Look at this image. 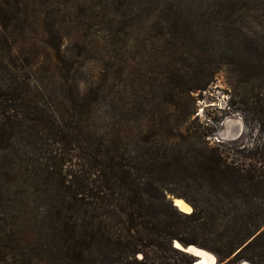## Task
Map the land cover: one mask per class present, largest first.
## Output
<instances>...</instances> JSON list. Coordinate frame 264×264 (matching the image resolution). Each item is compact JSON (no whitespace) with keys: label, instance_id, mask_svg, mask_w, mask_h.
I'll list each match as a JSON object with an SVG mask.
<instances>
[{"label":"trees","instance_id":"obj_1","mask_svg":"<svg viewBox=\"0 0 264 264\" xmlns=\"http://www.w3.org/2000/svg\"><path fill=\"white\" fill-rule=\"evenodd\" d=\"M35 1L0 0V264H196L174 243L216 264H264V0ZM73 12L104 19L111 45L125 48L135 32L157 44L164 63L147 74L159 100L129 108L164 114L146 133L96 130L88 102L72 92L52 101L11 63L7 33L28 14L57 48L59 21ZM221 67L237 78L244 123L262 135L241 149L210 145L208 124L193 125L181 102Z\"/></svg>","mask_w":264,"mask_h":264},{"label":"rangeland","instance_id":"obj_2","mask_svg":"<svg viewBox=\"0 0 264 264\" xmlns=\"http://www.w3.org/2000/svg\"><path fill=\"white\" fill-rule=\"evenodd\" d=\"M42 1H35V4L38 6ZM66 4L70 8L73 5L72 2ZM72 9L78 11L77 6ZM84 13L89 15L91 10L87 8ZM72 14L71 21H67V17L62 23L59 21L61 34L57 48L43 43L50 36L42 32L41 26H36L39 15L28 14L13 32L7 33L15 41L11 63L33 75L52 95V101L64 102L66 95L72 92L71 99L77 103L88 102L96 130L128 135L129 138L146 133L151 118L162 120L164 114H152L145 106L143 110L129 108L140 102L155 105L159 100L158 81L153 80L156 74H147V70L158 71L164 63L158 58L157 44L152 37L146 38L135 32L125 48L118 42L111 45L108 39H101L104 19L98 24L93 21L86 24L81 17L73 18L76 12ZM44 23L45 28L51 25L50 21ZM236 84L237 78L226 68H214V72L202 80L203 86L193 90L190 98L181 100L188 105L186 109L193 125L208 124L206 139L210 145L224 142L227 147L241 149L240 143L248 146L262 138L254 120L248 121L247 125L244 123L236 103L241 97L232 93ZM167 121L171 123L172 118ZM155 123L159 124L158 121ZM164 126L169 127L164 123L159 131L165 130ZM240 264L249 263L242 261Z\"/></svg>","mask_w":264,"mask_h":264},{"label":"water","instance_id":"obj_3","mask_svg":"<svg viewBox=\"0 0 264 264\" xmlns=\"http://www.w3.org/2000/svg\"><path fill=\"white\" fill-rule=\"evenodd\" d=\"M181 202L188 205L189 209H187V210L184 209L183 206L181 205ZM171 203L178 211H180L182 213H190L192 210L190 205L188 203H186V201L182 198L171 197ZM174 245H175V243H174ZM176 247L179 248L180 250H182L183 252L192 255L196 259V264H216L215 257L204 249H201V248L196 247V246L191 245V244L187 245L185 247H182L178 244V246H176ZM191 247H195L196 250L195 251L192 250ZM206 253H208L212 256L211 260L207 258Z\"/></svg>","mask_w":264,"mask_h":264},{"label":"bare ground","instance_id":"obj_4","mask_svg":"<svg viewBox=\"0 0 264 264\" xmlns=\"http://www.w3.org/2000/svg\"><path fill=\"white\" fill-rule=\"evenodd\" d=\"M181 205L183 206L184 209H186V210L189 209L188 205H186L185 203L181 202ZM175 245L178 246L177 243H175ZM191 249L194 251L196 250L195 247H191ZM206 256L208 259H210V260L212 259V256L210 254L206 253Z\"/></svg>","mask_w":264,"mask_h":264}]
</instances>
